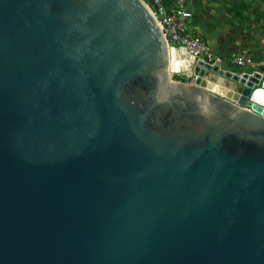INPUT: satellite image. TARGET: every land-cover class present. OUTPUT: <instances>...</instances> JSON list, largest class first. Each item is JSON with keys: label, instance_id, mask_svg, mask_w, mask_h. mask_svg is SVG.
<instances>
[{"label": "water", "instance_id": "water-1", "mask_svg": "<svg viewBox=\"0 0 264 264\" xmlns=\"http://www.w3.org/2000/svg\"><path fill=\"white\" fill-rule=\"evenodd\" d=\"M151 8L0 0V264H264V67L173 80Z\"/></svg>", "mask_w": 264, "mask_h": 264}, {"label": "rangeland", "instance_id": "rangeland-1", "mask_svg": "<svg viewBox=\"0 0 264 264\" xmlns=\"http://www.w3.org/2000/svg\"><path fill=\"white\" fill-rule=\"evenodd\" d=\"M174 4L194 16L201 15L214 37L215 45L208 37L213 54L264 57V0H174ZM202 27L207 30L203 24ZM229 65L230 71H239L233 64ZM173 80L186 82L187 76L175 75Z\"/></svg>", "mask_w": 264, "mask_h": 264}, {"label": "built area", "instance_id": "built-area-1", "mask_svg": "<svg viewBox=\"0 0 264 264\" xmlns=\"http://www.w3.org/2000/svg\"><path fill=\"white\" fill-rule=\"evenodd\" d=\"M143 1L147 3L149 0ZM152 1L159 10L157 13L151 8L152 13L168 48L184 49L188 58H194L196 62L202 60L210 64H218L223 69H225L224 65L233 64L239 69L240 74L258 71L264 67V57L255 59L243 53L227 56L213 54L209 41L195 22L192 12L173 4L171 0Z\"/></svg>", "mask_w": 264, "mask_h": 264}, {"label": "bare ground", "instance_id": "bare-ground-1", "mask_svg": "<svg viewBox=\"0 0 264 264\" xmlns=\"http://www.w3.org/2000/svg\"><path fill=\"white\" fill-rule=\"evenodd\" d=\"M169 56V72L171 75L188 76L192 78V82L196 86L233 103L237 104L240 100L241 86L252 87L250 86L252 82L248 80L247 77L235 71L223 69L218 64H210L200 60L205 66H201L202 68L197 66L198 69L195 71L194 64L191 61L187 62L185 59L179 58L178 56H172L170 50ZM188 60H190V58ZM190 63H192V65ZM220 76L224 77L223 81H219ZM255 77L258 79L259 75L256 74ZM253 85L255 86L257 84Z\"/></svg>", "mask_w": 264, "mask_h": 264}, {"label": "crops", "instance_id": "crops-1", "mask_svg": "<svg viewBox=\"0 0 264 264\" xmlns=\"http://www.w3.org/2000/svg\"><path fill=\"white\" fill-rule=\"evenodd\" d=\"M171 1H172V3L174 4V0H171ZM175 5H176V4H175ZM193 16H194V15H193ZM194 20H195V22L198 24L199 28L201 29V31L203 32V34L206 36V38L208 39V37H210V41H211V43L215 45L214 37H213L212 33L210 32L207 23L201 18V15H200V14H197L196 16H194ZM199 20H200V22H199ZM201 22H202V24L206 27L207 30H205V29L202 27ZM207 31H208V32H207ZM207 35H208V36H207ZM208 41H209V39H208ZM225 66H227V67L225 68L226 70H230L228 67H230L231 65H225ZM251 70H252V69H251Z\"/></svg>", "mask_w": 264, "mask_h": 264}]
</instances>
